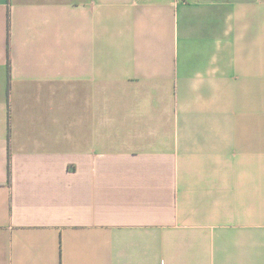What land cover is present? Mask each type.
<instances>
[{"label": "crops", "instance_id": "1", "mask_svg": "<svg viewBox=\"0 0 264 264\" xmlns=\"http://www.w3.org/2000/svg\"><path fill=\"white\" fill-rule=\"evenodd\" d=\"M0 264H264V0H0Z\"/></svg>", "mask_w": 264, "mask_h": 264}]
</instances>
